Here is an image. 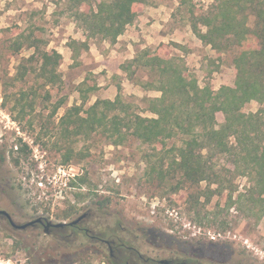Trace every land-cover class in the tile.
<instances>
[{"label":"rangeland","instance_id":"374dc122","mask_svg":"<svg viewBox=\"0 0 264 264\" xmlns=\"http://www.w3.org/2000/svg\"><path fill=\"white\" fill-rule=\"evenodd\" d=\"M193 3L206 10L211 0ZM88 8L85 4L80 10ZM75 10L71 0H0V207L11 212L18 223L35 214L53 222H69L89 211L96 216L94 223L112 227L120 221L136 228L145 249L152 247L153 254L159 257H170V252L180 258L199 253L206 257L202 259L205 264H219L207 258L222 256L234 264H264V213L260 217L252 215L239 209L238 202L225 209L232 188L236 189L232 193L236 200L254 184L249 175L235 171L227 154L213 155L224 192L212 195L209 202L207 195H202L193 209L194 203L186 194L203 190L207 193L208 181L172 191L180 175L166 178L164 184L157 178L148 180L145 175L148 161L157 162L161 157L159 150L170 149L174 144L180 147V136L152 146L129 135L116 145L107 133L94 131L73 139L81 157L64 163L66 151L59 146L69 142L60 141L58 133L60 119L71 107L82 106L81 115L85 116V110L97 99L114 100L118 93L132 112L154 117L147 110V99L159 97L161 92L142 87V82L152 79L149 70L136 65L130 70L122 68L143 49L163 47L162 54L179 56L201 86L218 90L222 85L234 84L237 53L258 46V41L254 38L244 47L235 46L230 51L215 50L195 34L180 0H149L139 5L136 20L114 43L102 35L89 36L82 21L74 17ZM28 35L38 38L41 50L62 54L58 67L62 81L54 88L60 90L65 103L52 117V104L60 96L44 100L53 85L43 87L44 80L37 76L39 62L28 61L35 48L22 45L17 49L14 45L18 37L22 40ZM84 41L87 48L81 44ZM24 67L29 73L23 80L17 79ZM25 91L30 94L27 100H34V109L26 105L27 118L20 122L16 119L17 110L12 109ZM8 94L11 99L6 98ZM260 106L252 100L243 110L254 112ZM217 119L221 123L224 114L219 112ZM24 142L31 148L27 156L18 153ZM18 155L16 163L14 158ZM169 162L165 155V166ZM80 176H86L87 183L82 187L71 185ZM39 180L43 185L38 184ZM210 188L214 190L218 184L213 183ZM79 192L85 198L79 197ZM262 198L260 204L264 206V195ZM103 200L109 201L102 206ZM249 202L243 203L252 205ZM66 212L72 213L64 217ZM67 240L46 235L42 229L39 243H35L32 230L22 235L0 224V264H107L99 244L91 239L79 238L76 244Z\"/></svg>","mask_w":264,"mask_h":264},{"label":"trees","instance_id":"16d2710c","mask_svg":"<svg viewBox=\"0 0 264 264\" xmlns=\"http://www.w3.org/2000/svg\"><path fill=\"white\" fill-rule=\"evenodd\" d=\"M71 1L77 7L74 17L82 21L89 36L102 35L114 43L136 20L139 5L147 4L149 0ZM85 4H88V10H80ZM180 5L189 14L195 34L219 52L230 51L239 45L244 47L247 41L254 38L258 41V46L242 49L235 56L234 84L222 85L218 90L209 85L201 86L196 75L179 56L163 55L164 48L161 46L154 50L143 49L129 61L128 66L122 68L130 70L132 65H136L138 69L149 70L152 79L142 82V87L161 92V96L147 99V110L155 116L146 117L132 112L119 93L114 100L97 99L85 110V116L81 115L82 106L75 105L60 119V141L69 142L66 146L63 143L59 146L66 151L63 161L70 163L74 158L80 159L81 152H76L73 139L94 131L107 133L114 138L116 145L123 143L129 135L150 142L152 146L165 144L166 139L180 136V147L174 144L170 149H161L157 162L148 161L147 179L157 178L164 184L166 178L180 175L172 191L208 181L207 193L203 190L193 195L186 194L192 199L194 204L191 207L195 209L202 195L206 194V202H209L212 195L224 192L213 155L227 154L235 171L249 175L254 184L246 194L240 193L236 200H233L232 194L236 189L232 188L225 209L238 202L239 209L260 217L264 213V206L260 204L264 195V0H211L206 10L197 7L193 0H180ZM38 41L35 36L28 35L22 40L18 37L14 45L17 49L22 45L35 48L36 52L28 61L39 62L37 76L44 80L43 87L53 85L44 96L45 101H50L53 95L60 96V90H55L54 86L62 81L58 72L62 54L57 50H41ZM81 44L84 48L88 47L86 41ZM28 73V68L24 67L17 79L23 80ZM131 75H134V70ZM29 97V92L25 91L15 100L12 111L17 110L16 119L20 122L27 118L26 105L34 109V100H27ZM6 98L11 99L9 94ZM252 100L260 103V108L245 112L244 106ZM64 103L65 97L60 96L52 104L50 116L55 115ZM219 112L224 114L221 123L217 119ZM29 122L32 126L33 122ZM204 150L209 153L204 154ZM18 151L27 156L31 148L24 142ZM165 155L170 161L167 166ZM19 158L20 155L14 161L19 163ZM77 179L78 182L73 181L71 185L82 187L87 183L86 176ZM213 183L218 184V188L212 190L210 186ZM78 195L85 198L83 192ZM243 198L252 205L244 204L246 200ZM106 201L109 200L101 202L102 206ZM71 213L66 212L63 216L69 217Z\"/></svg>","mask_w":264,"mask_h":264},{"label":"flooded vegetation","instance_id":"af4514ba","mask_svg":"<svg viewBox=\"0 0 264 264\" xmlns=\"http://www.w3.org/2000/svg\"><path fill=\"white\" fill-rule=\"evenodd\" d=\"M1 160V159H0ZM0 209H3L0 207ZM5 210V209H4ZM8 211V210H7ZM9 212V211H8ZM10 213V217L0 213V224L5 228H11L14 232L20 234L33 232V241L39 243L40 231L43 229L46 235H56L59 238L68 239V243L76 244L77 239L87 237L97 245L99 244L100 253L107 258V263L111 264H205L202 259L205 256L198 255L189 256L188 258H180L179 254L172 253L170 257H159L153 254L152 247L145 249L144 244L139 235L135 232L136 228H129L118 221L117 225L112 227L107 224L94 223L96 216L92 212H84L73 220L82 216V218L74 225H66L64 227H56L54 225H47L48 217L43 215H34L24 223H18L15 216ZM41 217L43 222L37 221L26 228H18L23 224L36 220ZM71 220V221H73ZM52 221V220H51ZM53 222V221H52ZM15 223V225L13 224ZM108 225V226H107ZM108 230L106 233L105 231ZM150 232V231H149ZM144 233L148 236L147 230ZM130 238V239H129ZM216 239V237H213ZM29 242V239H27ZM149 242L150 241H146ZM152 244V243H151ZM166 253V252H164ZM106 254V256H105ZM210 262L219 264H234L229 263L226 257H209ZM209 264V263H206ZM212 264V263H210Z\"/></svg>","mask_w":264,"mask_h":264},{"label":"water","instance_id":"95a60500","mask_svg":"<svg viewBox=\"0 0 264 264\" xmlns=\"http://www.w3.org/2000/svg\"><path fill=\"white\" fill-rule=\"evenodd\" d=\"M0 213L5 214V215H7L8 217L11 218L10 213H9L7 210L0 209ZM81 218H82V216H80L79 218H77V219H75V220H73V221H69V222H67V221L52 222L51 220H48L46 226L54 225V226H56V227H64V226H66V225H68V224H70V225H74V224H76ZM37 221L43 222L42 218H41V217H38V218H37L36 220H34V221H30V222H28V223H26V224H23V225H21V226H18V228H26L28 225H31V224H33L34 222H37ZM13 224L15 225V223H13Z\"/></svg>","mask_w":264,"mask_h":264},{"label":"built area","instance_id":"2783aa9c","mask_svg":"<svg viewBox=\"0 0 264 264\" xmlns=\"http://www.w3.org/2000/svg\"><path fill=\"white\" fill-rule=\"evenodd\" d=\"M59 170L62 171V173L66 176L67 172H65V170H63V167H60ZM72 175H74V174H72ZM51 181H52V180H51ZM38 184H39V185H43V181H42V180H39V181H38Z\"/></svg>","mask_w":264,"mask_h":264}]
</instances>
